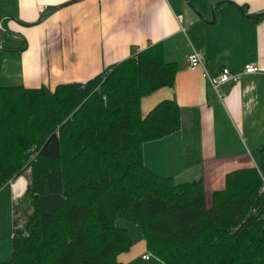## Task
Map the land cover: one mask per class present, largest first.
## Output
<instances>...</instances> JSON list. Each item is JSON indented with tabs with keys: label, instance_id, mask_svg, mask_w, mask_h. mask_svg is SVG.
<instances>
[{
	"label": "trees",
	"instance_id": "obj_1",
	"mask_svg": "<svg viewBox=\"0 0 264 264\" xmlns=\"http://www.w3.org/2000/svg\"><path fill=\"white\" fill-rule=\"evenodd\" d=\"M164 46L132 48L85 82L0 85V187L28 176L0 264H122L134 238L119 216L160 264H264V143L209 207L201 177L179 182L145 163L144 142L182 122L174 98L142 115V97L176 79Z\"/></svg>",
	"mask_w": 264,
	"mask_h": 264
},
{
	"label": "crops",
	"instance_id": "obj_2",
	"mask_svg": "<svg viewBox=\"0 0 264 264\" xmlns=\"http://www.w3.org/2000/svg\"><path fill=\"white\" fill-rule=\"evenodd\" d=\"M219 1L193 0L210 19ZM234 1L247 8L220 3L212 22L186 0H0V80L14 76L19 81L15 85L28 87L85 82L124 60L132 48L164 42L166 59L179 62L176 79L142 97V115L157 101L174 98L182 122L179 130L145 141L144 160L150 169L179 182L201 177L209 207L228 171L259 163L264 143V71L226 81L219 91L203 74L207 69L216 76L225 65L242 70L247 62L264 67V14L247 15L264 10V0ZM8 14L35 23L26 26ZM195 49L203 54L204 67H188ZM24 184L22 179L15 186ZM17 194L11 182L0 187V260L11 255ZM146 246L145 238L138 237L121 254L126 252L125 259L132 262L141 253L143 258Z\"/></svg>",
	"mask_w": 264,
	"mask_h": 264
},
{
	"label": "built area",
	"instance_id": "obj_3",
	"mask_svg": "<svg viewBox=\"0 0 264 264\" xmlns=\"http://www.w3.org/2000/svg\"><path fill=\"white\" fill-rule=\"evenodd\" d=\"M204 56L202 53H200L198 50H193L192 52H190L189 56H188V67L189 68H195L197 66H203L205 62L203 61ZM257 71H264V67L260 66V65H256L253 62H247L242 70H233L231 69V67H227L226 65L222 68V70L218 73V75L214 76L212 74L208 73V70L205 69L204 73L206 76H208L210 78V80L213 83V87L219 91L220 90V84L224 83V82H229L231 80H237L239 78H241L245 73H257ZM221 93V92H220ZM24 176V174H23ZM22 175L19 176L16 181H14L16 178L11 179L10 182L12 183V185H14L15 188H17V196L20 197L23 195L24 191L26 190V184L23 185L22 188H18L15 186V184L17 182H20L23 178ZM150 254L145 253V255H143V258H149Z\"/></svg>",
	"mask_w": 264,
	"mask_h": 264
},
{
	"label": "rangeland",
	"instance_id": "obj_4",
	"mask_svg": "<svg viewBox=\"0 0 264 264\" xmlns=\"http://www.w3.org/2000/svg\"><path fill=\"white\" fill-rule=\"evenodd\" d=\"M15 59L20 60L19 57L18 58H15ZM11 67H13V66H11ZM11 69H6V70L9 71ZM69 72H72V71L69 70ZM72 81H76V80H72ZM18 82L19 81H17L14 78V76H11V77H6V79L0 80V85L6 86V84H14V83L15 84H18ZM27 177H28L27 174H24V176L22 177L24 179V183L25 184L28 183V178ZM19 178L17 177L14 181H16ZM116 223L118 225H120V226L126 227L130 231V233H131L130 235L133 236L134 239H137L138 237H140L141 239H143V235H141V232H140V229H139V226H138L137 223H134L133 221L128 220V219H126L123 216L117 217ZM9 240L11 241L12 250H13V241H12V238L11 239L9 238ZM136 244H137V242L135 243V246H137ZM143 252L150 254L149 259H143L142 257H140L142 255V253H141L140 256H135V258L133 257L132 262H128L126 260L127 258L125 259V256L128 255L126 252H124L123 254H120V258H121V260L123 259V264H152L153 262L156 263L158 261V259L155 256H153V254L150 253L148 249H145ZM10 254H11L10 256H8L7 258H3V259H8V260L11 259L12 255H13L12 254V251H10Z\"/></svg>",
	"mask_w": 264,
	"mask_h": 264
},
{
	"label": "water",
	"instance_id": "obj_5",
	"mask_svg": "<svg viewBox=\"0 0 264 264\" xmlns=\"http://www.w3.org/2000/svg\"><path fill=\"white\" fill-rule=\"evenodd\" d=\"M71 1H73V0H71ZM186 1L190 5V7L193 8L198 13V15L200 17H203L205 20H209V21H212V22H215V18H217L216 12H215V8H216V5H219L220 3L231 2V3L236 4V6H238V8L240 10L244 9L242 6H239L237 4V2L234 1V0H221L219 2H216L215 5L213 6V16H212V19H210V18L206 17L203 13H201V11L199 10V8H197V5L193 2V0H186ZM263 14H264V10L255 11L254 13H251V12L247 13V15L250 16L251 18H255L256 16H260V15H263ZM8 16H11L14 20L19 21L20 23H22V24H24L26 26H30L31 24L35 23V22L28 23L26 21L19 20L17 17L13 16L12 14H8ZM43 16H44V14L40 17V19L37 20V22L38 21L40 22L42 20ZM24 38H25V36H22V39H24ZM1 39H2V37H1V29H0V41H1Z\"/></svg>",
	"mask_w": 264,
	"mask_h": 264
}]
</instances>
